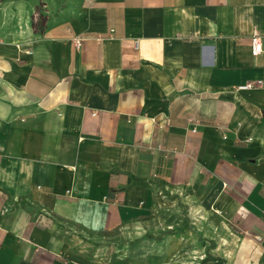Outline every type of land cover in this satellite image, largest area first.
Returning a JSON list of instances; mask_svg holds the SVG:
<instances>
[{"label":"crops","instance_id":"1","mask_svg":"<svg viewBox=\"0 0 264 264\" xmlns=\"http://www.w3.org/2000/svg\"><path fill=\"white\" fill-rule=\"evenodd\" d=\"M42 1L41 32L40 0L0 1V264H187L201 238H264V0Z\"/></svg>","mask_w":264,"mask_h":264},{"label":"rangeland","instance_id":"2","mask_svg":"<svg viewBox=\"0 0 264 264\" xmlns=\"http://www.w3.org/2000/svg\"><path fill=\"white\" fill-rule=\"evenodd\" d=\"M133 230H134V227H129L127 229L118 231L117 236H113V238H110L108 240V243L111 244V243L116 242V241L117 242L120 241L121 244H124L125 242L127 243L128 241L131 240V237H132L131 235H133ZM190 230H189V232H190ZM219 235L222 236V234H219ZM216 237L214 236L215 241L209 240L207 238H204V239L201 238V241L203 242V244L207 245L206 251H204V256H203L204 259L200 260V258L198 257L197 261H196V259H194L193 256H194V254L199 253V252H193V254L189 252L187 264H239L241 262V256L243 254L245 255V256L243 255L244 258L248 259L250 262H253L254 259L258 258L259 264H264V247H263L264 238L255 237V236H246L244 234L231 236L232 237V238L230 237L231 242L228 243V241L226 240L224 245L222 246L221 250H217ZM121 239H123V240L121 241ZM191 239H194V238L189 233V235H188V242L189 243H191L193 241ZM232 239L235 240V241H233V243H232ZM131 241L133 242L134 240H131ZM243 241L250 242L251 245L254 246V248L255 247L259 248L261 251V255L259 253H255L253 250H250V249H247L249 251L244 250L242 252V250H240L239 245ZM137 242H140V241L138 240ZM208 242H210V243H208ZM124 252H125V254H128V252L126 250L123 251V254H124ZM251 260H253V261H251Z\"/></svg>","mask_w":264,"mask_h":264},{"label":"built area","instance_id":"3","mask_svg":"<svg viewBox=\"0 0 264 264\" xmlns=\"http://www.w3.org/2000/svg\"><path fill=\"white\" fill-rule=\"evenodd\" d=\"M85 40L84 37L82 36H76L73 39V43L75 45V47L77 49H80L83 45V41ZM251 52L254 56H258L259 54L264 52V47H263V43H262V38L261 35L258 32H255L253 34V37L251 39ZM262 82L261 81H256V82H248L245 85H241L239 86L240 90H244V89H251L256 87L257 85H261ZM164 125H160V127H162Z\"/></svg>","mask_w":264,"mask_h":264},{"label":"trees","instance_id":"4","mask_svg":"<svg viewBox=\"0 0 264 264\" xmlns=\"http://www.w3.org/2000/svg\"><path fill=\"white\" fill-rule=\"evenodd\" d=\"M3 1V0H0ZM44 2L40 0L39 4L36 7L35 14L33 15L32 25L35 31H43L46 27L47 16L44 13Z\"/></svg>","mask_w":264,"mask_h":264},{"label":"bare ground","instance_id":"5","mask_svg":"<svg viewBox=\"0 0 264 264\" xmlns=\"http://www.w3.org/2000/svg\"><path fill=\"white\" fill-rule=\"evenodd\" d=\"M241 250H247V249H251L252 245L247 242V241H243L241 242V244L239 245ZM256 253H259V251L256 249ZM239 264H257V261L254 260L253 262H250L248 259H245L244 256H241V262Z\"/></svg>","mask_w":264,"mask_h":264}]
</instances>
